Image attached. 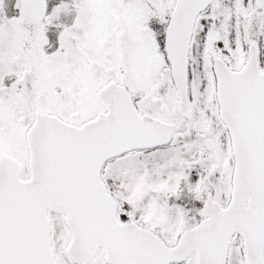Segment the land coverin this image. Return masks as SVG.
<instances>
[{
    "label": "snow or ice",
    "instance_id": "6c2138e0",
    "mask_svg": "<svg viewBox=\"0 0 264 264\" xmlns=\"http://www.w3.org/2000/svg\"><path fill=\"white\" fill-rule=\"evenodd\" d=\"M0 264H264V0H0Z\"/></svg>",
    "mask_w": 264,
    "mask_h": 264
}]
</instances>
